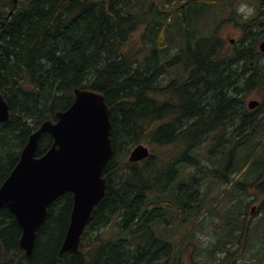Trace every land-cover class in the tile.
<instances>
[{
	"label": "trees",
	"instance_id": "16d2710c",
	"mask_svg": "<svg viewBox=\"0 0 264 264\" xmlns=\"http://www.w3.org/2000/svg\"><path fill=\"white\" fill-rule=\"evenodd\" d=\"M242 3L255 9L248 19L235 8ZM214 6L238 31L234 45L222 36L223 18L212 34H198L196 24ZM1 22L0 99L8 104L9 119L0 124V184L30 134L72 104L75 88L104 95L113 155L103 170L104 200L94 208L77 252L60 253L73 203L72 194L65 193L48 206L30 257L19 248L21 230L14 216L0 210V264H210L199 263L204 256L212 264H235L243 257L264 224L262 218L253 227L236 213L249 188L264 196V161L259 160L264 53L258 47L264 39V0H18L15 7L13 0H0ZM143 27V44L128 50ZM172 29L185 37L184 47L170 39ZM171 69L173 78L161 84ZM256 92L263 100L251 113L245 98ZM251 142L239 170V178L254 177L246 184L234 180L233 164L237 150ZM52 143L44 133L36 157ZM139 144L149 147L148 158L128 162ZM212 182L226 183L219 201L232 203L220 232L201 247V221L192 220L201 215ZM188 223L190 228L174 237L169 227L177 225L178 231ZM253 242L255 251L242 264L264 257V232ZM188 247L197 250L192 259L185 257Z\"/></svg>",
	"mask_w": 264,
	"mask_h": 264
},
{
	"label": "water",
	"instance_id": "95a60500",
	"mask_svg": "<svg viewBox=\"0 0 264 264\" xmlns=\"http://www.w3.org/2000/svg\"><path fill=\"white\" fill-rule=\"evenodd\" d=\"M259 49L264 53V40ZM73 93L72 104L55 113L56 121L46 120L30 134L18 162L0 184V210L6 208L16 219L21 229L19 248L26 257L32 254L35 234L45 220L48 206L57 198L71 193L73 200L60 247L64 254L78 251L91 214L105 197L103 170L113 155L110 107L98 91L75 88ZM258 104L250 101L248 107L253 109ZM8 119V106L1 99L0 124ZM44 133L53 138V143L36 157L38 141ZM148 156V148L139 144L130 151L128 161L137 163Z\"/></svg>",
	"mask_w": 264,
	"mask_h": 264
},
{
	"label": "rangeland",
	"instance_id": "374dc122",
	"mask_svg": "<svg viewBox=\"0 0 264 264\" xmlns=\"http://www.w3.org/2000/svg\"><path fill=\"white\" fill-rule=\"evenodd\" d=\"M142 1V0H140ZM151 1H157V0H151ZM241 5V4H240ZM237 5L235 8L238 11L239 6ZM239 12V11H238ZM240 13V12H239ZM225 15L223 10H220V8L218 6H214L211 7V10H208L203 18V22H198L196 24V28L199 30V35L202 36H207L208 34H212L213 31L216 28V25L218 23V21L220 19L223 18V16ZM228 16L224 17L223 19V24H222V36L226 39H233L234 42L231 43V45H234L237 39V33L238 31L234 28V24L233 22L227 21ZM172 22L171 24L175 21L174 18H171ZM232 23V24H231ZM144 31V27L141 29H137L136 33L132 36L131 42L128 44L127 49L130 51H135L137 49L138 46H141L143 44V39L140 35L141 32ZM170 39L178 44H180V47H184L185 46V37L182 36L179 31L177 29H172L170 32ZM264 59L262 61H260V63H263ZM169 78L165 77L163 78V81H168ZM258 101V102H262L263 100V96L261 94V92H256V93H252L249 96H247L245 98V104L247 106V104L252 101ZM264 131V128L261 129L259 132ZM256 140H254L255 142ZM253 147V143H249L246 144L244 147H241L239 150H237L236 153V157H235V164H233V168H234V173H237V178H239L240 175V169L243 168V164L244 162L247 160L248 154L250 153L251 149ZM128 157V156H127ZM259 160L264 161V152L260 155ZM253 162V160H251L246 166H244V170L247 169L250 164ZM254 163V162H253ZM245 173V172H244ZM243 173V174H244ZM233 175L231 176V178L233 177ZM184 177V174H181L178 179H177V183L180 182ZM254 177H251V175H248L247 177L242 176L240 178V181L245 182L246 184H250L252 183ZM226 183L222 182L220 184L212 182L211 185H209L206 188V192L207 195L205 197L204 200V204L205 207L201 212V215L196 219L193 218V222L197 223L198 221H201V225L203 230L201 232H199V237H198V241H199V245L201 247H206L208 246V244L213 241L215 238L214 234L215 231L220 232L219 228L221 226L224 225V222L222 221V216L224 214V212L226 211L227 207L229 205H231V199L230 198H225V201L220 202L219 201V196L221 194V191L223 190V188L225 187ZM229 185V184H227ZM243 198V202L239 205H237L236 207L240 208L241 210L237 211L236 213L239 214L241 213L242 217L247 220V223H249L250 225L257 226L258 225V221H260V219H264V196L262 195H257L256 191H254L252 188L248 189V192L246 193V195L242 196ZM219 202L218 205L215 204V202ZM248 201H251V203H249V205L247 204V206L244 208L243 207V203H248ZM212 203H214L212 205ZM215 207V209H214ZM252 207H256L253 213H250V209ZM210 211L211 216L207 215V212ZM193 214L191 213L188 216V220L190 221L192 218ZM188 221V222H189ZM173 222V221H172ZM213 223H216V225L214 226ZM191 223H188V225L184 226L183 228H179L178 231H175L176 226L177 225H173L170 226V230L172 229L173 232H175L174 237H177L178 235H180L182 232L187 231L190 226ZM189 226V227H187ZM166 225H162V227H159L161 230V233L164 232ZM264 232V224H262V226L258 227L253 234V240L257 241L261 235ZM250 241V244L248 246L247 251L244 253L242 260H246L248 261V257L251 255L249 253V251L252 249L253 253L255 251L254 247L255 245L253 244L254 242ZM260 244V243H259ZM197 253V250H193L191 247H188L186 252H185V257L188 259H192L193 256H195V254ZM253 253H252V257H253ZM221 256L223 257V255L221 254ZM240 257H237V259H239ZM264 258V257H262ZM207 260V261H206ZM242 260H240L239 262H237V264H241ZM264 261V260H262ZM214 263V260L208 258V257H203L202 261H199V263Z\"/></svg>",
	"mask_w": 264,
	"mask_h": 264
},
{
	"label": "clouds",
	"instance_id": "9594fccd",
	"mask_svg": "<svg viewBox=\"0 0 264 264\" xmlns=\"http://www.w3.org/2000/svg\"><path fill=\"white\" fill-rule=\"evenodd\" d=\"M238 11L243 15L244 19L250 18L255 13V9L250 5H248L247 3H242L239 6Z\"/></svg>",
	"mask_w": 264,
	"mask_h": 264
},
{
	"label": "bare ground",
	"instance_id": "6f19581e",
	"mask_svg": "<svg viewBox=\"0 0 264 264\" xmlns=\"http://www.w3.org/2000/svg\"><path fill=\"white\" fill-rule=\"evenodd\" d=\"M146 5V4H145ZM169 5V4H168ZM186 6V5H185ZM102 10H104V9H102ZM11 11V10H10ZM108 11V10H107ZM169 13V12H168ZM29 14V13H28ZM160 14V13H159ZM158 15V14H157ZM158 18L160 17V15L159 16H157ZM156 17V18H157ZM187 20V19H186ZM189 20V19H188ZM195 20V19H194ZM191 21V20H190ZM179 22V21H178ZM187 22V21H186ZM37 23V22H36ZM190 23V22H189ZM180 24V23H179ZM188 24V23H187ZM178 28V27H177ZM117 30V29H116ZM121 33V32H120ZM156 34V33H155ZM158 34V33H157ZM247 35V34H246ZM251 36V35H250ZM149 38V37H148ZM155 38H157V37H155ZM251 38V37H250ZM143 39V38H142ZM247 39V38H246ZM159 40H160V38H159ZM152 43V42H151ZM155 43V42H154ZM254 43V42H253ZM172 44V43H171ZM197 45V44H196ZM189 49V48H188ZM151 51V50H150ZM163 52V51H162ZM155 53V52H154ZM193 59V58H192ZM87 62V61H86ZM135 62V61H134ZM243 62V61H242ZM131 63V62H130ZM236 63V62H235ZM170 65V64H169ZM201 65V64H200ZM80 73V72H79ZM191 74V73H190ZM133 76V75H132ZM137 77V76H136ZM131 78V77H130ZM135 79V78H134ZM139 81V80H138ZM144 82V81H143ZM129 84V83H128ZM134 84V83H133ZM136 85V84H135ZM207 85V84H206ZM233 85V84H232ZM109 86V85H108ZM100 88V87H99ZM84 89V88H83ZM228 91V90H227ZM55 92V91H54ZM115 92V91H114ZM132 92V91H131ZM14 94H16V93H14ZM117 95H118V93H117ZM130 95V94H129ZM252 101H255V100H252ZM8 105V104H7ZM241 107V106H240ZM171 110V109H170ZM243 110H244V108H243ZM134 113V112H133ZM246 118H247V116H245ZM251 118V117H250ZM219 119V118H218ZM245 119V118H244ZM216 121V120H215ZM248 121V120H247ZM202 125V124H201ZM190 130V129H189ZM23 136V135H22ZM21 137V136H20ZM167 145V144H166ZM169 145V144H168ZM175 146V145H174ZM173 146V147H174ZM37 151V150H36ZM183 160H185V159H183ZM186 161V160H185ZM146 167V166H145ZM170 170V169H169ZM175 170V169H174ZM158 172V171H157ZM171 172H172V170H171ZM169 173H170V171H169ZM159 174V173H158ZM168 174V173H167ZM171 175H172V173H171ZM154 178V177H153ZM170 178V177H169ZM157 183H158V181H157ZM134 201V200H133ZM132 205V204H131ZM54 207V206H53ZM115 207V206H114ZM125 212H127V211H125ZM114 213V212H113ZM121 214H123V213H121ZM123 216H124V214H123ZM89 227V226H88ZM2 228H4V227H1V229ZM21 237V236H20ZM123 239V238H122ZM113 244V243H112ZM18 245H19V241H18ZM2 251V250H1Z\"/></svg>",
	"mask_w": 264,
	"mask_h": 264
},
{
	"label": "flooded vegetation",
	"instance_id": "af4514ba",
	"mask_svg": "<svg viewBox=\"0 0 264 264\" xmlns=\"http://www.w3.org/2000/svg\"><path fill=\"white\" fill-rule=\"evenodd\" d=\"M251 113H253L255 110H249ZM254 117H255V119L256 120H258V119H260L261 118V115L260 114H254ZM256 208V207H255ZM225 256V255H224ZM240 260H242V256L239 258V259H237V261H236V263L235 264H237V262H239ZM243 262V261H242ZM242 262H241V264H242ZM255 264H264V261H262V258H261V256L259 255V256H257V259H255Z\"/></svg>",
	"mask_w": 264,
	"mask_h": 264
}]
</instances>
